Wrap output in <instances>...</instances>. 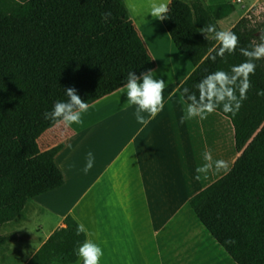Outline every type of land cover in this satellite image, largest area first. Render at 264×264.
<instances>
[{"label":"clouds","instance_id":"obj_1","mask_svg":"<svg viewBox=\"0 0 264 264\" xmlns=\"http://www.w3.org/2000/svg\"><path fill=\"white\" fill-rule=\"evenodd\" d=\"M169 5L164 0L153 2L149 13L155 20L164 21L168 19ZM110 15V13L106 14ZM205 39L210 37L217 42L218 51L212 56L213 62L219 56L225 59L226 54L233 55L239 45L238 36L231 30H217L215 25L207 24L200 31ZM259 43L255 41L247 48L240 47L239 52L246 60L233 65L231 71L218 70L208 74L196 84V91L184 88L186 108L185 115L181 123L185 120L207 119L208 115L222 110L223 113H231L235 116L242 103L247 99V92L251 88L250 76L255 73V61L264 59V33L259 36ZM155 70L149 69L137 75L130 71L126 77L124 88L127 93V102L136 106V120L142 125H146L150 119L155 118L164 108L165 80L156 79ZM142 81V82H141ZM238 93V95H237ZM258 95L264 96V90ZM66 100H58L53 105L51 111L44 113V118L55 124L71 126L73 124L84 125L82 114L89 109V104L84 102L77 94L75 88L65 89ZM147 114V118L145 117ZM70 147V145H69ZM204 163L196 168V179L207 178L209 173L227 175L231 171L228 161L214 160L210 150H205L202 154ZM95 157L92 152L87 154V163L84 172L87 173L94 166ZM84 224L78 223L76 234L86 233ZM226 244H233L235 241L229 239ZM77 255L82 259L83 264H100L104 255L102 248L91 240H86L78 249Z\"/></svg>","mask_w":264,"mask_h":264}]
</instances>
